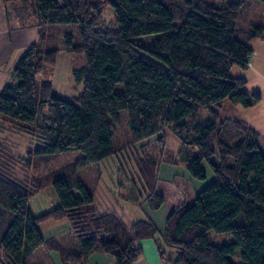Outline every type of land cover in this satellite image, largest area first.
<instances>
[{
	"label": "trees",
	"instance_id": "1",
	"mask_svg": "<svg viewBox=\"0 0 264 264\" xmlns=\"http://www.w3.org/2000/svg\"><path fill=\"white\" fill-rule=\"evenodd\" d=\"M34 2L39 38L23 50L0 90V120L33 135L36 162L66 152L83 156L41 178L20 181L15 177L20 159L0 142V207L12 214L0 237V264H25L41 245L57 252L59 264H85L92 254L133 264L145 239L154 241L164 264H264V156L245 122L219 120L211 110L225 99L248 107L259 98L239 90L243 78L229 75L234 65L248 67L253 53L237 37L244 0L221 6L206 0ZM106 7L110 25L103 24ZM62 24L76 25L77 39L63 33L61 46L49 47L43 26ZM62 52L84 57L75 73L82 90L73 101L54 95L49 80H36ZM202 109L211 114L202 118ZM122 111L131 145L167 128L181 143L178 157L188 173L205 179L206 161L214 175L195 198L170 211L162 232L151 220L130 224L116 213H101L76 172L77 166L114 153L112 131ZM157 140L164 145L163 136ZM158 163L150 156L135 158L153 210L164 203L156 192ZM48 186L58 205L32 216L27 203ZM61 221L75 243L42 235V225ZM210 231L230 233L233 241L214 245ZM158 235L174 252L172 260H165ZM237 252L240 260L231 261Z\"/></svg>",
	"mask_w": 264,
	"mask_h": 264
},
{
	"label": "rangeland",
	"instance_id": "2",
	"mask_svg": "<svg viewBox=\"0 0 264 264\" xmlns=\"http://www.w3.org/2000/svg\"><path fill=\"white\" fill-rule=\"evenodd\" d=\"M34 1L27 0L26 6L19 11L12 7L15 6V3H2L0 0V4L2 3L0 11L3 15L5 13L16 14L17 21H21L20 18L34 9ZM206 1L221 6L233 0ZM12 19H14L13 16ZM111 20L112 12L109 7H106L103 12V24L110 25ZM4 22L8 23L9 21L4 20ZM236 25L241 31L237 36L238 39L245 41L253 53L248 67L234 65L230 69L229 75L234 78H243L245 83L239 90L245 92L250 98H253L252 94H258L259 98L248 107L234 104L225 99L218 105L212 106L211 110L218 114L219 120L237 119L245 122L256 133V141L264 156V1L244 0ZM63 33L72 34L75 40L78 36V27L73 24H62L46 28L44 31V37L48 39L46 45L49 44L51 48L60 47ZM250 35L253 36L249 38ZM83 65V55L59 53L56 63L53 66L45 67L36 77L37 84L42 80H49L54 95L67 101H73L74 97L82 90V82L76 78L75 73ZM119 87L118 84L116 88L119 89ZM199 113L202 118L211 114L205 109L200 110ZM119 115V123L112 131L114 153L101 161L77 166L76 172L87 190L93 195L99 211L116 213L130 224L138 220H153L160 227L161 222L170 211L195 198L199 191L213 180L214 175L208 162L204 161L202 167L205 179L199 180L192 177L178 157L180 141L167 128L142 142L131 145L126 112L122 111ZM159 136H163V146L157 140ZM0 142L12 155L20 159L15 169V177L20 181L41 178L72 164L83 156L78 151L66 152L45 158L42 162H36V156L31 154L36 144L33 135L2 120H0ZM29 156L34 160L32 158L27 160ZM142 156H150L159 162L156 192L163 195L164 203L156 210L151 209L145 201L148 191L143 186L135 166V158ZM215 160L216 155H213L212 161ZM57 205L58 199L55 191L52 186H48L29 200L27 210L32 216H36ZM11 218V212L0 207V237ZM40 230L44 237L54 236L68 244L76 242L74 235L69 234L70 229L65 221L42 225ZM209 234L210 241L214 245L219 246L233 241L230 233L210 231ZM158 237L166 257L171 258L174 252L162 243L159 235ZM230 260L239 261V252L230 257ZM58 261L57 252L49 251L44 245H41L25 260V264H58Z\"/></svg>",
	"mask_w": 264,
	"mask_h": 264
},
{
	"label": "crops",
	"instance_id": "3",
	"mask_svg": "<svg viewBox=\"0 0 264 264\" xmlns=\"http://www.w3.org/2000/svg\"><path fill=\"white\" fill-rule=\"evenodd\" d=\"M2 3L6 2L2 1ZM2 3L0 5H2ZM13 3H15V6L12 7H15V9L19 11L26 6V2ZM33 13L34 11L32 10V12L20 18L21 21H17L16 14L11 15L5 13L3 15L0 11V90L6 84L12 68L23 50L30 44L38 41L39 27L37 26V20ZM12 16L14 19H12ZM4 20H8L9 22H4ZM48 27L47 25L43 26V31ZM94 206L96 207L95 202ZM100 212L108 213L103 211ZM164 221L161 222V226L159 227L152 220L160 232L163 231ZM140 246L142 248V253L133 264H164V260L161 259L159 250L153 240H142ZM173 257L174 255L171 258H167L164 254L165 260H172ZM85 264H114V260L104 255L92 254Z\"/></svg>",
	"mask_w": 264,
	"mask_h": 264
},
{
	"label": "built area",
	"instance_id": "4",
	"mask_svg": "<svg viewBox=\"0 0 264 264\" xmlns=\"http://www.w3.org/2000/svg\"><path fill=\"white\" fill-rule=\"evenodd\" d=\"M251 58V57H250ZM250 58L248 59V62H247V65L249 66V64H250Z\"/></svg>",
	"mask_w": 264,
	"mask_h": 264
}]
</instances>
